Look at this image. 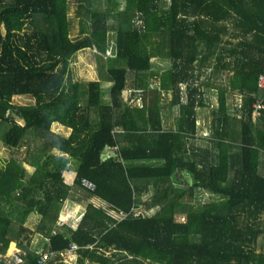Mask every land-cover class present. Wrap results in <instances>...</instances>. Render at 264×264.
I'll use <instances>...</instances> for the list:
<instances>
[{
    "label": "trees",
    "instance_id": "1",
    "mask_svg": "<svg viewBox=\"0 0 264 264\" xmlns=\"http://www.w3.org/2000/svg\"><path fill=\"white\" fill-rule=\"evenodd\" d=\"M124 3L0 0V141L16 152L0 160V253L18 240L25 264H37L45 249L75 242L76 260L59 256L58 264H264V107L258 115L253 105L264 102V0ZM84 47L99 75L73 80L70 61ZM153 56L170 63L158 67ZM103 81L111 82L109 102ZM128 87L139 103L125 99ZM211 89L218 105L199 144L196 107L210 106ZM167 105L178 109L173 127L163 126ZM54 121L72 127L68 137L52 130ZM106 146L117 155L102 159ZM54 147L79 159L72 178L64 165L44 166ZM82 177L108 205L91 202L77 228L55 230ZM34 211L41 220L31 229Z\"/></svg>",
    "mask_w": 264,
    "mask_h": 264
},
{
    "label": "crops",
    "instance_id": "2",
    "mask_svg": "<svg viewBox=\"0 0 264 264\" xmlns=\"http://www.w3.org/2000/svg\"><path fill=\"white\" fill-rule=\"evenodd\" d=\"M117 1L119 2V5L117 6V8H120V6H122V8H123L125 6V3H124L125 0H123V1L117 0ZM122 8H120V9H122ZM109 24H110V22H109ZM110 28H111V31H110L111 34H114L115 25L112 24ZM114 53H115V50L113 48V40H112V44L110 47L109 54L113 55ZM153 57H156V56H153ZM153 57H152V60H153ZM110 84H111L110 81H103L102 82L103 89H106L104 91L105 92L104 93L105 94V98H104L105 102L110 101L109 94H108ZM212 90H215V89H211L210 92ZM139 93L140 92H136L135 95L137 97L130 99L129 97L132 94V90L130 89V87L126 88L123 91V95H124L125 99L129 98V101H131V103H133V104H137L140 102V97L138 96ZM214 95H216V104L218 105V97H217L218 93L216 90V92H214V94L210 95L211 96L210 106H208V105L207 106H201L200 105V106L196 107V123H195V125H196V136H197L195 138L196 143L201 144L203 141H206L211 134L210 122L212 121V109H213V107L217 106L216 104L213 103L214 100H212V97ZM236 99L239 102L240 97H236ZM177 110H178L177 106H173V107H170L169 105L164 106V108L162 109L163 126L164 127H173L174 124H176L175 118L177 116ZM94 120H96V119H94ZM52 130L55 131L57 134L68 137L69 134L72 132V127L67 126L61 122L54 121L52 123ZM23 154H22V156H23ZM111 155H117V152L112 147L106 146L105 149L103 150V152L101 153L102 159H107ZM56 162L59 163L58 165H64L65 166V168L68 170V173H69L68 177L69 178H72L73 175L77 172L78 165L80 164L78 158L70 155L69 153H67V152H65V151H63L57 147H54L51 149V155L44 160V163H45L44 166L46 168H52V167L54 168L55 167L54 163H56ZM26 167L28 169L29 174H32L35 170V166H33V165L26 164ZM86 178H88V177H86ZM178 179H179V182H178L179 185L186 184V177L183 173H181V172L178 173ZM149 190L150 191L145 192L143 194V196H142L143 198H146L147 196L151 195V193L153 192V187L151 186ZM202 191L203 190H199L198 195H199V192H202ZM91 202L95 205H103V206L108 205L105 200H103L102 198L91 193L87 188L82 187L81 184L78 183V184L72 185L71 188L69 189V194L63 203V206H62V209L60 211L59 218H58L57 226H56L57 228H55V230L56 229L64 230L66 228H69V229L77 228L81 219H82L84 212L86 211L88 204ZM110 212L114 215H118V212H116L115 210L111 209ZM40 220H41V215L38 212L34 211V212H31L30 215L28 216V218L25 222V225H27L31 229H35L37 227L38 223L40 222ZM41 237H42V234L36 232L33 236V239H36V238L40 239ZM43 246L46 247V245H44V244L42 245V247ZM15 247H21L22 248V246L18 243V240H12L10 242L8 248H7V251L4 253H10L13 250V248H15ZM113 250L114 249H112V248L106 249V251H113ZM107 253H109V252H107ZM66 256L69 259H71L70 262L65 261L63 259L65 262H68V263L74 262L77 258L75 251L70 252V254H66L64 256V258H66ZM54 261L55 262H52V263L49 262V263L50 264H58L59 263V261H56V259ZM25 263L26 262H24V264Z\"/></svg>",
    "mask_w": 264,
    "mask_h": 264
},
{
    "label": "rangeland",
    "instance_id": "3",
    "mask_svg": "<svg viewBox=\"0 0 264 264\" xmlns=\"http://www.w3.org/2000/svg\"><path fill=\"white\" fill-rule=\"evenodd\" d=\"M100 2L102 3L101 6L104 5L102 1H97V5ZM120 8H122V6H120ZM69 16L71 19V34L76 35L79 33V30H80V22H79V17L77 13V5L75 3L70 4ZM110 24L111 25L114 24L111 18H110ZM112 37H113V34H111L110 32L109 38L112 39ZM111 44H112V41H111ZM94 53L95 52H93L90 48L84 47L83 49H80L72 57L69 68H70V73H71L70 75L73 80H90V79L98 78L99 72L97 69V59ZM157 57L160 58L159 56L153 57V61L154 63L158 65V67L165 68L170 63V61H167L166 59H161V58L158 59ZM152 79L154 78L152 77ZM214 92H216V89L212 90L211 92L209 91L208 92L209 96L211 94H214ZM210 99H211V96H210ZM14 100L15 102H19V103H26V102L33 101V99L28 95H15ZM212 100H214L213 103L216 104V95L212 97ZM233 101H235V98ZM202 143L204 144L205 142L203 141ZM15 153L16 152L12 147H7L6 145L3 144L2 141H0V160L3 157L5 158L10 157V155L15 154ZM198 199H200L201 201H206L210 199V194L205 191L199 192ZM139 264H142V263H139Z\"/></svg>",
    "mask_w": 264,
    "mask_h": 264
},
{
    "label": "built area",
    "instance_id": "4",
    "mask_svg": "<svg viewBox=\"0 0 264 264\" xmlns=\"http://www.w3.org/2000/svg\"><path fill=\"white\" fill-rule=\"evenodd\" d=\"M258 84L264 90V72L259 75ZM255 112L260 115L261 109L264 107L263 99H258L253 103ZM80 184L82 187L87 188L89 190H94L96 187V183L89 178L82 177L80 179ZM78 245L76 243H71L68 247L63 250H55V249H45L42 251L37 257V264H48L51 261H54L59 256H61L65 261L70 262L67 256L64 258L66 254H70V252L75 251ZM25 250L21 247H15L10 253H0V264H24L25 262Z\"/></svg>",
    "mask_w": 264,
    "mask_h": 264
}]
</instances>
